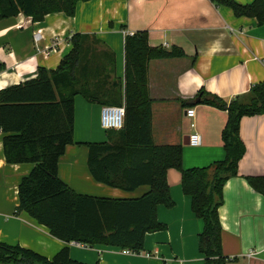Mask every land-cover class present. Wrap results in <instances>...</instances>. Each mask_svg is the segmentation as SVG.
Returning <instances> with one entry per match:
<instances>
[{
  "label": "crops",
  "instance_id": "crops-1",
  "mask_svg": "<svg viewBox=\"0 0 264 264\" xmlns=\"http://www.w3.org/2000/svg\"><path fill=\"white\" fill-rule=\"evenodd\" d=\"M233 1L247 5L254 0ZM140 31H146L152 48L176 47L184 52L182 58L148 64L154 144L182 146L184 169L222 160L220 134L226 113L202 104L182 107V102L193 100L201 90L229 101L264 81V25H258L255 18L235 17L230 8L209 0H89L78 2L73 16L58 12L40 22L22 14L1 19L0 90L35 78L40 67L56 69L74 34L94 37L114 53L115 76L123 84L124 39ZM101 107L75 97L73 144L59 160L58 176L81 195L111 200L140 198L149 187L125 192L97 183L89 173L88 150L81 147L106 142V132L100 126ZM189 108L192 117L186 116ZM192 134L200 138L197 147L184 144ZM3 136L0 132L1 244L29 249L48 259L68 247L70 258L83 264H204L198 250L203 223L192 213L190 198L182 193L178 171L167 172L173 207H156V219L165 229L146 234L139 253L64 243L26 213L16 212L17 187L32 166L6 163ZM239 136L245 152L236 177L224 184L218 209L222 253L229 258L227 264H264V196L245 179L264 177V114L243 117Z\"/></svg>",
  "mask_w": 264,
  "mask_h": 264
},
{
  "label": "trees",
  "instance_id": "trees-1",
  "mask_svg": "<svg viewBox=\"0 0 264 264\" xmlns=\"http://www.w3.org/2000/svg\"><path fill=\"white\" fill-rule=\"evenodd\" d=\"M89 0H0V20L22 14L40 22L48 14L73 16L78 2ZM232 10L235 17L255 18L264 25V1L241 5L233 0H209ZM70 49L54 70L37 69L36 77L0 90V132L4 159L11 165H31L17 187L16 212H24L64 243L118 247L130 253L143 249L144 236L165 226L156 219V207L170 209L167 172L180 173L182 193L201 220L198 250L204 264H227L221 247L218 209L226 181L236 177L245 147L239 136L240 120L264 114V81L229 101L203 90L182 107L207 105L226 113L220 138L224 158L207 167L184 169L182 146L155 145L152 137V100L148 93V64L152 60L184 57L176 47L148 45L146 31L124 39L123 84L115 76L114 53L98 39L74 34ZM101 106L124 107L121 130H108L106 142L85 144L87 166L97 183L133 192L149 191L137 199L111 200L81 195L58 176V163L73 144L74 99ZM264 196V177H246ZM0 264H83L73 261L68 247L51 259L19 246L0 243ZM98 264V263H96Z\"/></svg>",
  "mask_w": 264,
  "mask_h": 264
},
{
  "label": "built area",
  "instance_id": "built-area-1",
  "mask_svg": "<svg viewBox=\"0 0 264 264\" xmlns=\"http://www.w3.org/2000/svg\"><path fill=\"white\" fill-rule=\"evenodd\" d=\"M186 116L192 117L193 110L187 109ZM124 107L122 106H102L100 111V126L103 130H121L124 124ZM189 145L192 147H197L200 144V138L196 134L189 136ZM124 253H130L129 251H124Z\"/></svg>",
  "mask_w": 264,
  "mask_h": 264
},
{
  "label": "rangeland",
  "instance_id": "rangeland-1",
  "mask_svg": "<svg viewBox=\"0 0 264 264\" xmlns=\"http://www.w3.org/2000/svg\"><path fill=\"white\" fill-rule=\"evenodd\" d=\"M105 131V130H104ZM102 134V131H100V135ZM81 150H84V151H86L87 150V148H86V146H84V147H81Z\"/></svg>",
  "mask_w": 264,
  "mask_h": 264
},
{
  "label": "water",
  "instance_id": "water-1",
  "mask_svg": "<svg viewBox=\"0 0 264 264\" xmlns=\"http://www.w3.org/2000/svg\"><path fill=\"white\" fill-rule=\"evenodd\" d=\"M188 142H189V136H187V137L185 138V142H184V144H188Z\"/></svg>",
  "mask_w": 264,
  "mask_h": 264
}]
</instances>
